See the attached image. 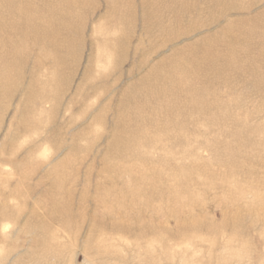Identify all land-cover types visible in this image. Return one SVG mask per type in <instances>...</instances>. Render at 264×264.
I'll list each match as a JSON object with an SVG mask.
<instances>
[{
  "label": "rangeland",
  "instance_id": "1",
  "mask_svg": "<svg viewBox=\"0 0 264 264\" xmlns=\"http://www.w3.org/2000/svg\"><path fill=\"white\" fill-rule=\"evenodd\" d=\"M12 1L0 264H264V0Z\"/></svg>",
  "mask_w": 264,
  "mask_h": 264
},
{
  "label": "bare ground",
  "instance_id": "2",
  "mask_svg": "<svg viewBox=\"0 0 264 264\" xmlns=\"http://www.w3.org/2000/svg\"><path fill=\"white\" fill-rule=\"evenodd\" d=\"M6 1V0H5ZM12 1V0H11ZM60 1V0H59ZM13 2V1H12ZM46 2V1H45ZM48 2V1H47ZM58 2V1H57ZM26 3V2H25ZM61 3H63V2H61ZM57 6H58V3L56 4ZM33 7V6H32ZM49 7V6H48ZM11 8V7H10ZM36 8V7H35ZM186 8V7H185ZM47 9V8H46ZM59 9V8H58ZM7 10V9H6ZM30 10H31V8H30ZM34 10V9H33ZM61 11H62V9H60ZM60 10H59V12H60ZM13 11V10H12ZM21 11V10H20ZM19 12V11H18ZM31 12H32V10H31ZM28 13V12H27ZM37 13V12H36ZM41 13V12H40ZM62 13V15H63V13L64 12H61ZM44 14V13H43ZM68 14V13H67ZM25 15V14H24ZM64 15H66V14H64ZM36 16V15H35ZM41 16V15H40ZM46 17V16H45ZM41 18H42V16H41ZM52 21H54L53 19H52ZM7 24V23H6ZM56 24V23H55ZM61 24V23H60ZM56 26V25H55ZM35 27H36V25H35ZM35 27H34V29H35ZM30 29V28H29ZM32 29V28H31ZM26 30H28V27H27V29ZM30 31V30H29ZM27 32V31H26ZM36 32V31H35ZM38 32H41L40 30L38 31ZM33 33V32H32ZM236 39V38H235ZM55 43V42H54ZM59 44V43H58ZM241 44V43H240ZM62 46V45H61ZM61 46H60V48H61ZM213 46V45H212ZM215 46V45H214ZM225 48V47H224ZM233 49V48H232ZM205 50V49H204ZM195 52V51H194ZM215 52V51H214ZM234 52V51H233ZM243 54V53H242ZM211 56V55H210ZM202 57V56H201ZM225 59H223V61H224ZM233 60V59H232ZM228 61V60H227ZM220 62V61H219ZM221 63V62H220ZM232 63V62H231ZM197 66V65H196ZM223 66V65H222ZM239 66V65H238ZM241 66V65H240ZM235 70V69H234ZM182 72V71H181ZM1 77V76H0ZM163 88V87H162ZM166 93V92H165Z\"/></svg>",
  "mask_w": 264,
  "mask_h": 264
}]
</instances>
